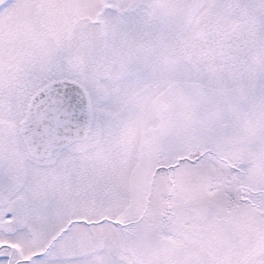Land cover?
I'll return each mask as SVG.
<instances>
[{
    "label": "snow or ice",
    "instance_id": "6c2138e0",
    "mask_svg": "<svg viewBox=\"0 0 264 264\" xmlns=\"http://www.w3.org/2000/svg\"><path fill=\"white\" fill-rule=\"evenodd\" d=\"M0 264H264V0H0Z\"/></svg>",
    "mask_w": 264,
    "mask_h": 264
}]
</instances>
